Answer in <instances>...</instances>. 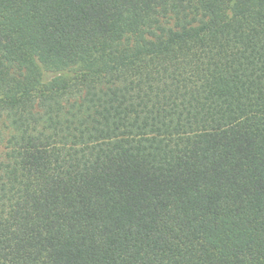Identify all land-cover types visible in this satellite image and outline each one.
<instances>
[{
  "label": "trees",
  "instance_id": "1",
  "mask_svg": "<svg viewBox=\"0 0 264 264\" xmlns=\"http://www.w3.org/2000/svg\"><path fill=\"white\" fill-rule=\"evenodd\" d=\"M0 264H264V0H0Z\"/></svg>",
  "mask_w": 264,
  "mask_h": 264
}]
</instances>
